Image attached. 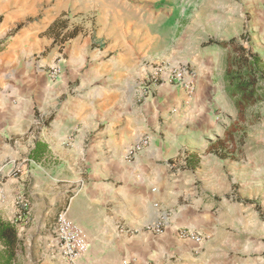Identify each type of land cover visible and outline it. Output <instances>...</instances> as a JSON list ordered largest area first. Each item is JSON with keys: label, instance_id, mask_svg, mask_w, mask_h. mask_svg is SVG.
I'll list each match as a JSON object with an SVG mask.
<instances>
[{"label": "crops", "instance_id": "crops-1", "mask_svg": "<svg viewBox=\"0 0 264 264\" xmlns=\"http://www.w3.org/2000/svg\"><path fill=\"white\" fill-rule=\"evenodd\" d=\"M43 1L6 0L0 4V14L6 8L9 19L21 22L37 12ZM89 11V7L78 6L76 0H55L46 11L45 27L63 12ZM39 33L35 27L24 26L2 58L18 62V55L33 56V46L52 43L51 37ZM113 36L111 45L115 50L120 43L116 34ZM74 40L76 37L67 39L63 45ZM57 52L54 47L29 70L0 73V218L11 222L4 214L5 201L33 170L37 174L45 172L44 167L49 165L51 170L63 167L77 175L83 170L82 178L73 181L80 187L66 206L61 208L64 198L55 205L66 211L89 243L79 264H264V188L261 193L254 188L240 196L241 201L254 204L230 200L240 207L229 208L224 215L223 196L234 191L236 183L221 171L222 164L231 162V158L207 154L214 160L213 168L203 180L195 175L202 168L200 156L194 169L173 171V165L168 164L179 150H187L188 159L199 153L188 141L190 130L185 129L191 116L189 107L194 104L185 90L165 84L154 96L146 95L137 109L126 108L129 94L126 87L122 88L127 83L125 65L121 63L124 60L118 58V53H106L96 66L83 72L93 74L91 83L81 81L85 92L77 95L73 83L78 72L69 65L74 52L67 56L64 66L62 60L56 61L57 76L50 77L46 70V66L55 65ZM82 53L83 49L77 52ZM92 58L99 56L93 54ZM173 106L180 111L168 115ZM99 123L104 124L101 130H97ZM143 136L148 137L147 147L128 159L129 147ZM35 143L46 148V156L36 162L28 158ZM159 154L165 156V161H160ZM179 155L182 158L183 152ZM16 169H20L19 174L13 175ZM180 173L186 176L174 180ZM179 196L185 203L179 204ZM166 199L169 204L174 199L173 209L168 208ZM164 212L169 223L163 231H147V226ZM224 223L227 225L222 229ZM181 227L202 234L204 241L196 245L180 240L177 229ZM44 251L41 264H62L50 243Z\"/></svg>", "mask_w": 264, "mask_h": 264}, {"label": "rangeland", "instance_id": "rangeland-1", "mask_svg": "<svg viewBox=\"0 0 264 264\" xmlns=\"http://www.w3.org/2000/svg\"><path fill=\"white\" fill-rule=\"evenodd\" d=\"M5 2L0 0V4ZM54 2L44 0L37 12L25 16L21 22L9 19L10 12L3 8V14H0V73L29 70L32 65L40 64L50 50L57 47L58 57L53 62L55 65L58 64L57 60H62L64 66L67 56L74 52L69 65L78 72L73 88L80 95L85 92V88H81V81L88 85L93 75L83 72L96 66L104 54L118 53V58L124 60L121 63L125 65L127 81L122 88L126 87L129 94L124 105L130 109L142 105L146 95L154 96L158 87L166 84L168 73H193L190 90H184L187 98L194 100V104L191 103L189 107L191 116L185 126V129L190 130L188 141L199 151L193 160L198 161L199 156L202 160V168L195 175L202 180L209 175L214 160L206 154V149L216 141L224 140L225 133L229 132L233 139V143L227 145L231 162L223 163L221 172L236 184L234 191L223 194V214L226 215L229 208L240 207L239 204L232 205L230 200L234 203L236 198L240 199L241 195L244 197L254 188L261 193L264 188V103L239 115L229 102L224 101L219 82L225 67L224 53L203 49L202 45L243 35L264 63V0H76L78 6L89 7L90 11L63 12L46 28L45 14ZM19 24L39 29V35L45 34L53 40L56 38L54 46L50 47L53 41L48 46L35 45L32 47L33 56L18 55V62L13 58H2L6 56L7 48L16 43L19 31L15 33V28ZM74 29L78 32L76 40L72 44L63 45V38ZM114 34L120 43L115 50L111 45L115 40ZM29 48V45L25 46L26 50ZM108 48L113 52L109 53ZM81 49L83 53L78 55ZM94 49L98 51L91 52ZM93 54L99 58H92ZM51 66L53 64L46 66V70ZM151 76L157 78L154 85L158 87L153 91L147 90L144 85L145 79ZM140 88L142 91L138 96ZM178 111L180 109L173 106L168 115L171 112L177 115ZM95 115L100 117L101 114ZM158 123L162 124L160 118ZM103 128L104 124L99 123L97 130ZM204 146L207 148L204 149ZM182 152L183 159L179 155ZM187 153L185 149L179 150V154L171 158L173 171H182L179 168L185 165ZM158 157L160 161H165L164 155L159 154ZM50 168V165L44 167L45 172L38 174L33 170L23 181H19V188L5 201L4 214L16 223L22 242L17 264L43 262L44 250L52 239L55 217L80 187L73 181L77 177L82 178L80 172L83 170L77 171V175L73 170L63 167L61 170ZM16 170L11 173L19 174L20 169ZM185 176L186 173H180L174 180H181ZM182 197L178 198L180 205L185 203ZM59 198L64 200L61 208L56 209ZM20 200L27 202L25 210ZM165 201L168 208L173 209L174 199L172 204H169V199ZM225 225L227 223L222 225V229Z\"/></svg>", "mask_w": 264, "mask_h": 264}, {"label": "trees", "instance_id": "trees-1", "mask_svg": "<svg viewBox=\"0 0 264 264\" xmlns=\"http://www.w3.org/2000/svg\"><path fill=\"white\" fill-rule=\"evenodd\" d=\"M23 27L22 24L17 25L15 33ZM77 34L78 32L74 29L63 39H72ZM55 41L56 38L50 47L54 46ZM248 43V38L240 35L236 39L207 42L202 45L203 49L224 53L225 67L222 76L219 78L222 88L221 95L224 101L229 102L239 115L257 104L264 103V63L253 52ZM225 134V139L211 144L206 149V154L216 155L222 159L230 158L227 145L233 143L232 134L229 132ZM44 156H46L45 146L37 143L28 154V158L35 162L41 161ZM184 162L185 165L180 167L179 170L194 169L197 166V160H193V158L188 159L186 157ZM168 164H171L170 160ZM172 168L174 167L172 166ZM235 200L244 205L254 204L250 201ZM21 250L22 242L18 236L16 223L3 221L0 218V264H17L18 254Z\"/></svg>", "mask_w": 264, "mask_h": 264}, {"label": "built area", "instance_id": "built-area-1", "mask_svg": "<svg viewBox=\"0 0 264 264\" xmlns=\"http://www.w3.org/2000/svg\"><path fill=\"white\" fill-rule=\"evenodd\" d=\"M58 71L59 67L57 65L51 66L48 70L50 77L57 76ZM192 78L193 73H188V71L168 73L166 76V84H170L173 87L183 88L185 90H190V85L193 81ZM145 80L146 81L144 82V85H146L145 88L147 90L151 89L153 91L158 87L154 85L155 81L157 80L156 77L151 76ZM148 142V137L143 136L136 143L129 147L126 157L128 159H133V157H135L147 147ZM20 205L25 210L27 207V202L20 200ZM23 217H25V215ZM168 223V214L165 212L160 213L157 220L149 224L146 230L153 234H160L164 227L168 225ZM51 233L52 239L50 242V247L56 250L61 262L63 264H79L78 262L88 251L89 243L81 228L67 217L65 210L57 213ZM177 236L180 240L190 241L196 245H199L204 241V236L202 234L189 228L181 227L177 229ZM262 260L264 261V251L262 254Z\"/></svg>", "mask_w": 264, "mask_h": 264}]
</instances>
